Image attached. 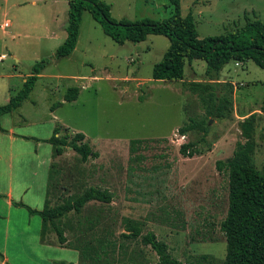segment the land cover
I'll list each match as a JSON object with an SVG mask.
<instances>
[{"label": "rangeland", "instance_id": "1", "mask_svg": "<svg viewBox=\"0 0 264 264\" xmlns=\"http://www.w3.org/2000/svg\"><path fill=\"white\" fill-rule=\"evenodd\" d=\"M32 1L7 9L5 17L0 9V24L9 20L11 26L5 32L15 36L11 39L0 30V53L7 55L0 63V84H7L5 92L0 87V106L6 93L11 97L19 92L33 65L48 59L28 98L4 117L3 125L16 126L35 137L31 144L40 142L44 161L49 150L50 162L41 168L46 177L52 162L47 140L56 126L66 128L62 135L83 134L84 142L97 154L82 163L67 148L54 161L59 186L50 189L52 206L88 187L108 189L113 194L111 204L90 202L79 216L70 214L62 220L68 241L81 248L87 241L106 237L109 245L97 264L157 262L156 254L140 239L121 237L122 219L129 218L142 224V234L152 232L164 242L172 257L183 264L201 256L209 257L204 264H220L226 249L220 223L228 207V179L225 171H217L216 162L229 159L236 143L244 141L239 125L251 114L257 116L253 164L260 168L264 162V113L260 111L264 71L252 61H231L215 82L205 76V63L194 60L185 65L180 82L152 80L153 65L161 61L168 39L149 35L137 44H116L87 11L76 49L67 58L54 59L56 42L50 45L40 38L44 36L43 24L50 21L44 8L60 13L63 42L67 1L36 0V5ZM101 1L110 6L117 21H162L172 8L168 0ZM180 8L183 17L192 13L199 39L234 32L247 21L264 23V0H180ZM73 87L79 89L77 99L63 101L67 89ZM199 94L228 99L230 106L223 110L224 117L208 115ZM191 119L204 122L207 132L175 133ZM135 140L144 143L137 151L141 158L132 160L129 143ZM186 143L196 144L201 154L193 158L180 155L179 148ZM45 239L57 244L52 230ZM51 250V257H62V262L94 264L85 257L81 261L71 249ZM17 261L22 263L24 258Z\"/></svg>", "mask_w": 264, "mask_h": 264}, {"label": "trees", "instance_id": "2", "mask_svg": "<svg viewBox=\"0 0 264 264\" xmlns=\"http://www.w3.org/2000/svg\"><path fill=\"white\" fill-rule=\"evenodd\" d=\"M66 1L68 5L66 37L55 50L54 59L67 58L71 55L78 41L82 15L87 11L102 27L104 34L116 44L122 45L125 42L137 44L145 41L149 35L163 36L168 39L169 46L161 61L153 65L152 80L180 82L184 78L185 65L194 60L205 63V76L209 81L215 82L219 80L224 66L231 61L235 63L252 61L264 71V23L259 20L247 21L244 26L234 32L199 39L192 13L189 12L184 17L181 15L180 0H168L172 7L171 13L162 21L143 19L135 22L113 19L110 6L101 0ZM47 61L48 59L41 60L32 66L31 73L24 79L19 92L11 96L5 105L0 106V117L17 110L28 98ZM198 85L200 87V84ZM198 85L194 86L198 87ZM78 93L79 89L76 87L67 89L63 101H75ZM199 97L207 114L212 118H223V110L230 106L228 99L219 98L213 94L207 97L199 94ZM260 111L264 113V102ZM256 117V114H251L240 122L244 141L236 143L229 159L216 162L217 171H225L228 179V207L226 216L220 223L226 249L225 257L220 264H264V162L260 168H256L253 164L256 150L254 139ZM194 129L207 132L204 122L198 123L191 119L190 124L178 129V133L185 136ZM62 130L66 128L56 126L47 140L52 147L53 161L49 166L44 207L41 211L30 208L27 210L30 214L41 218L40 242L42 244H49L45 237L47 232L52 230L56 234L57 245L76 251L81 261L86 258L97 264L100 255H105V249L109 245L106 237L94 238L93 242L87 241L81 248L72 245L64 235L62 220L68 219L70 214L79 216L90 202L111 204L113 194L108 189L88 187L82 192L63 197L60 204L51 205L50 189H56L59 186L55 178L58 170L54 161L63 156L67 148L73 150L82 163L97 157V154L84 142L83 134L77 133L70 137L67 133L62 135ZM0 132H4L1 126ZM142 143H144L143 140L129 143L132 160L141 158L137 151ZM179 153L185 158H193L200 155L201 151L196 144L186 143L180 146ZM122 224L124 232L121 237L131 241L140 239L142 245L148 246L156 254L157 262L153 264H183L172 257L167 245L157 240L152 232L142 234L143 226L139 222L123 218ZM208 259V256H201L199 260L185 264H204L203 262Z\"/></svg>", "mask_w": 264, "mask_h": 264}, {"label": "crops", "instance_id": "3", "mask_svg": "<svg viewBox=\"0 0 264 264\" xmlns=\"http://www.w3.org/2000/svg\"><path fill=\"white\" fill-rule=\"evenodd\" d=\"M22 2L24 0H2L0 9L3 11V16H7V9L18 7ZM32 4L36 5V0L32 1ZM44 10L50 16V25L43 24L44 36L40 38L44 37L41 40H45L50 45L52 41H55L56 45L53 48L56 50L62 44L63 27L62 21L59 20L60 13L51 8H44ZM5 23L8 24L7 28L0 30L5 36L14 39V35L5 32L11 26L9 20H4L0 26ZM56 24H58L57 27ZM51 60L54 59L51 58ZM15 61L18 62V58L15 57ZM1 76L3 75L0 74ZM41 76L40 73L38 78ZM0 87L5 92L7 84H0ZM9 98L6 93L4 105ZM9 114L11 113L0 117V126L4 130L0 132V264H57L62 262V257H56V255L51 257L53 253L51 248L59 251L67 248L54 243L42 244L40 242L41 218L30 214L27 210L30 208L41 211L44 207L48 175L46 177V172L43 173L41 168L45 162H50L49 150L48 157L44 161L40 153L42 151L40 142L34 146L31 144L35 137L26 135L16 126L3 125L4 117ZM19 258H24V262L17 263Z\"/></svg>", "mask_w": 264, "mask_h": 264}, {"label": "built area", "instance_id": "4", "mask_svg": "<svg viewBox=\"0 0 264 264\" xmlns=\"http://www.w3.org/2000/svg\"><path fill=\"white\" fill-rule=\"evenodd\" d=\"M7 26H8V24L5 23V24H3V26H0V29L7 28ZM6 59H7V55L0 53V62L5 61Z\"/></svg>", "mask_w": 264, "mask_h": 264}, {"label": "water", "instance_id": "5", "mask_svg": "<svg viewBox=\"0 0 264 264\" xmlns=\"http://www.w3.org/2000/svg\"><path fill=\"white\" fill-rule=\"evenodd\" d=\"M175 133H178V129H177V131Z\"/></svg>", "mask_w": 264, "mask_h": 264}]
</instances>
